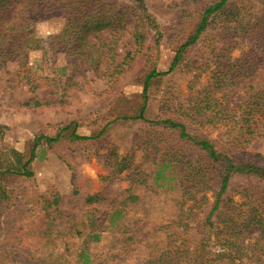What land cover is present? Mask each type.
Here are the masks:
<instances>
[{"label":"trees","instance_id":"trees-1","mask_svg":"<svg viewBox=\"0 0 264 264\" xmlns=\"http://www.w3.org/2000/svg\"><path fill=\"white\" fill-rule=\"evenodd\" d=\"M197 1L171 2L167 7L185 13ZM194 14L193 28L182 41L176 42L168 70L149 69L143 73L142 101L137 114L118 120H141L152 127H163L173 134L176 143L194 146L200 159L195 164L185 163L182 159L189 157L180 153L181 159H161L153 165L154 170L152 167L141 171L140 163L130 171V161L123 154L115 161L113 173L129 170L126 178L134 176L129 194L113 206L108 219H98L101 223L87 235L89 241H99L110 231L117 236L114 246L95 252L84 247L76 250L65 236L55 233L60 223L54 225L51 221L36 241L42 250L31 258L33 263L27 264H264V168L243 159L249 142L264 137V0H209L189 12V16ZM51 19H60L62 29L49 34L42 43L43 60L54 66L58 52L71 57L68 65L52 70L59 78L65 76L64 83L72 79V71H65L81 62L96 74L101 70V75L120 76L142 52L150 32L162 36L159 21L145 0H0V69L15 65L6 83H24L32 94L19 103L21 107L65 104L67 85H62L61 94L56 89L49 92L53 100L37 95L40 85L36 69L28 61L29 52L38 46L36 27ZM124 38H129L132 45L116 62L115 50ZM200 43L204 50L201 62L188 68L196 72V78L207 74L206 83L185 95L172 93L170 104L177 119L148 118L150 83L172 74L189 50ZM235 49L239 53L232 56ZM111 123L90 136L78 135L75 121L60 126L54 137L39 135L29 158L23 161L11 151L18 157L0 169V175L31 177L29 165L36 157L39 142L56 143L66 134L71 140L98 139ZM187 123L197 129L217 130L218 134L215 139L199 138L190 133ZM7 129L0 125L1 134ZM165 170L174 174L177 183L166 191L164 202L157 205L156 191L147 182L151 176L155 181L164 177ZM237 178L243 179V183H233ZM201 193L205 200L207 193L213 198L204 219L198 218L192 206L185 208L187 201ZM235 195L238 201L233 199ZM104 200L101 193L85 197L89 206ZM165 208L172 209L171 218L159 221L154 211L162 213ZM66 220L64 223L70 219ZM74 220L70 230L82 240L86 231L79 219ZM12 261L19 264L16 259Z\"/></svg>","mask_w":264,"mask_h":264},{"label":"rangeland","instance_id":"rangeland-1","mask_svg":"<svg viewBox=\"0 0 264 264\" xmlns=\"http://www.w3.org/2000/svg\"><path fill=\"white\" fill-rule=\"evenodd\" d=\"M182 1L145 0L159 21L162 36L156 37L155 33L150 32L142 52L136 56L130 69L120 76L101 75V70L96 74L81 62L78 67L72 66L65 71L66 74L72 71V79L64 83L65 76L59 78L60 75L53 74L52 70L68 65L71 57L60 51L54 66L46 64L41 46L49 34L61 31L62 21L51 19L40 23L36 27L38 46L28 54L29 64L36 69L35 77H38L37 83L40 85L37 95L47 101L53 100L49 98V92L56 89L61 94L64 88L62 85H67L65 104L55 103L38 108L19 106L32 94L24 83H6L15 65L8 64L6 69H0V125L8 127L0 133V169L15 162L18 156L11 151L25 161L30 156L36 137H54L60 126L71 121L77 122L76 133L82 136L95 134L113 121L98 139L71 140L66 134L56 143L47 144L44 140L39 142L36 157L29 165L33 172L31 177L0 175V264H14L13 259L19 261V264L33 263L31 258H36L42 250L36 241L39 240L42 228L51 221L54 225L60 223L55 233L65 236L76 250L84 247L89 252H95L114 246L117 236L110 231L104 233L99 241H89L87 235L101 223L98 219H108L113 206L122 201L121 197L129 194V184L134 176L126 178L129 170H123L117 175L113 173L116 170L115 161L117 163L123 154L130 161V171L140 163H143L140 170L145 171L161 159H181L180 153L189 157L188 160L182 159L185 163L195 164L200 159V152L194 146L176 143L173 134L163 127H152L141 120H118V117L137 114L142 101L143 73L149 69L168 70L175 56L176 42L182 41L193 28L196 14L189 16V12L209 0L191 3L185 13L167 7L171 2ZM131 45L129 38L118 42L116 62L121 61ZM202 51L201 43L192 47L172 74L150 83L146 111L148 118H178L170 104L172 93L176 91L185 95L203 86L208 79V75L203 73L196 78V72L188 68L189 65L201 62ZM238 53L235 49L232 56ZM9 85L12 87L9 88ZM187 126L190 133L199 138L215 139L218 134L217 130L210 128L197 129L188 123ZM244 153L245 162L264 168V137L250 141ZM169 172L165 170V176L156 181L151 176L147 182L156 191L154 200L157 205L164 202L166 191L177 183L173 179L174 174ZM233 183L242 184L243 179H234ZM96 193L103 194L105 200L86 205L85 197ZM233 199L238 201V196H233ZM212 201L210 193H207L206 200L202 193L196 194L193 200L187 201L185 208L192 206L198 218L204 219ZM154 212V216L162 221L171 218L172 209L165 208L162 213L160 210ZM66 219L70 220L64 223ZM74 219H79L86 231L82 240L75 231L70 230Z\"/></svg>","mask_w":264,"mask_h":264}]
</instances>
